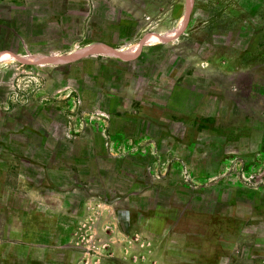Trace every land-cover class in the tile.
<instances>
[{
  "label": "rangeland",
  "instance_id": "1",
  "mask_svg": "<svg viewBox=\"0 0 264 264\" xmlns=\"http://www.w3.org/2000/svg\"><path fill=\"white\" fill-rule=\"evenodd\" d=\"M88 42L136 46L0 61V264H264V0H0V50Z\"/></svg>",
  "mask_w": 264,
  "mask_h": 264
},
{
  "label": "crops",
  "instance_id": "2",
  "mask_svg": "<svg viewBox=\"0 0 264 264\" xmlns=\"http://www.w3.org/2000/svg\"><path fill=\"white\" fill-rule=\"evenodd\" d=\"M143 38L144 40H147V36H144ZM98 45L103 46V50L105 52L104 54H107L109 56H117L119 58H125V59L131 58V56H129V53H132L133 49L129 50V48L136 46V44L135 45L129 44L126 47H116L110 44L88 42L84 46L72 48L69 51H64L60 54H54V55H49V56L38 54V53H33V52L32 53L9 52L8 50H0V61L3 59L4 53L6 54L9 53L14 58V61L16 63L24 62V63L39 64V63H51V62H68V61H72L80 57H83V55L85 56L87 53L84 54L85 52H82L84 49L88 50L87 52H93L91 48L98 46ZM127 50L129 51L127 52ZM14 61H10V62H14Z\"/></svg>",
  "mask_w": 264,
  "mask_h": 264
}]
</instances>
